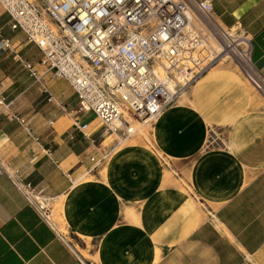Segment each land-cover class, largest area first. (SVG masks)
<instances>
[{"label":"crops","instance_id":"obj_1","mask_svg":"<svg viewBox=\"0 0 264 264\" xmlns=\"http://www.w3.org/2000/svg\"><path fill=\"white\" fill-rule=\"evenodd\" d=\"M211 1L222 27L252 39L264 79V0ZM11 25L0 7V160L62 202L68 242L0 173V264H74L73 250L90 264H264V97L234 62L205 73L148 138L107 152L109 132L66 81L46 77L48 102L23 66L41 72L42 53Z\"/></svg>","mask_w":264,"mask_h":264},{"label":"built area","instance_id":"obj_2","mask_svg":"<svg viewBox=\"0 0 264 264\" xmlns=\"http://www.w3.org/2000/svg\"><path fill=\"white\" fill-rule=\"evenodd\" d=\"M0 7L11 17V28L41 51V72L28 62L23 66L48 102L53 101L46 82L51 75L72 87L79 113H92L120 143L137 134L134 123L152 125L219 62H234L264 97L252 39L240 27H222L211 0H0ZM76 127L90 138L87 125ZM4 172L68 242L54 222L51 200L0 160ZM73 253L74 264H90Z\"/></svg>","mask_w":264,"mask_h":264},{"label":"rangeland","instance_id":"obj_3","mask_svg":"<svg viewBox=\"0 0 264 264\" xmlns=\"http://www.w3.org/2000/svg\"><path fill=\"white\" fill-rule=\"evenodd\" d=\"M139 123H134L133 126L135 127V129L137 130V134H140V135H146V130L147 129H150L151 127V124H148V125H145V126H142V125H139ZM138 127V128H137ZM111 136V134L109 133V136L108 138ZM105 138V137H104ZM148 138V137H147ZM122 143H120L117 139V137L115 135L112 136L111 139H107L106 142H105V146H107V152H111L112 150H115L116 148L122 146L121 145ZM110 147V148H109ZM59 203H52L50 202V208L53 210V219L55 220V222H58L59 224L62 222L61 218L59 217V212H60V209L57 208ZM61 226V225H60ZM61 230L64 231V228L61 227Z\"/></svg>","mask_w":264,"mask_h":264},{"label":"bare ground","instance_id":"obj_4","mask_svg":"<svg viewBox=\"0 0 264 264\" xmlns=\"http://www.w3.org/2000/svg\"><path fill=\"white\" fill-rule=\"evenodd\" d=\"M180 64H181V65H184L185 62H181ZM138 127H139V125H138ZM138 127H137V128H138ZM148 135H149V134H146V137H147ZM112 136H113V135H111L108 139H111ZM143 136H144V135H143ZM144 137H145V136H144ZM61 203H62V202H60V203L58 204V206H57V208L60 209V210H61Z\"/></svg>","mask_w":264,"mask_h":264}]
</instances>
